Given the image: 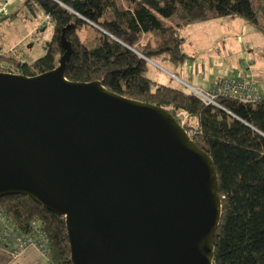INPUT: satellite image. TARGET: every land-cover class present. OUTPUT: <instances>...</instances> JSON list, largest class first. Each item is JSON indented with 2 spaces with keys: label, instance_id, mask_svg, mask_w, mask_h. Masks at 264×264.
<instances>
[{
  "label": "water",
  "instance_id": "1",
  "mask_svg": "<svg viewBox=\"0 0 264 264\" xmlns=\"http://www.w3.org/2000/svg\"><path fill=\"white\" fill-rule=\"evenodd\" d=\"M60 45L51 71L0 72V198L63 217L72 264H212L211 158L165 109L67 80Z\"/></svg>",
  "mask_w": 264,
  "mask_h": 264
},
{
  "label": "trees",
  "instance_id": "2",
  "mask_svg": "<svg viewBox=\"0 0 264 264\" xmlns=\"http://www.w3.org/2000/svg\"><path fill=\"white\" fill-rule=\"evenodd\" d=\"M122 1L21 0L27 15L50 17L52 34L35 60L1 52L0 72L33 77L55 69L64 53L63 36L71 46L67 80L99 81L175 119L178 110L186 112L183 128L193 132L192 141L208 154L217 174L221 217L212 264H264V102L220 98V108L205 106L189 92L150 79L144 59L166 58L180 66L188 58L181 31L196 23L235 17L264 34V0ZM82 29L89 30L84 38ZM0 210L22 232L38 221L49 241L50 264H72L63 217L20 195L1 197Z\"/></svg>",
  "mask_w": 264,
  "mask_h": 264
},
{
  "label": "rangeland",
  "instance_id": "3",
  "mask_svg": "<svg viewBox=\"0 0 264 264\" xmlns=\"http://www.w3.org/2000/svg\"><path fill=\"white\" fill-rule=\"evenodd\" d=\"M11 1L10 5L20 0ZM122 3L124 2L121 0ZM7 15L0 18V48L11 50L16 57L25 61L35 60L44 55L45 42L52 34L51 25L46 17L39 14L33 18L24 12L16 17ZM232 19L225 22L226 24L222 22L223 20H217L185 27L181 33L185 37L183 52L188 58L178 67L163 60L149 61L146 75L152 80L158 78L164 85L189 92L181 82L187 74L192 76L193 80L201 76L205 79L230 76L234 74L233 68H236L239 62L243 65L249 54L252 60L263 63L264 34L239 18ZM82 30L80 35L84 38L89 30ZM238 37L242 38L246 45L253 42L256 47H249L250 51L241 52ZM227 56L231 58V64L226 62Z\"/></svg>",
  "mask_w": 264,
  "mask_h": 264
},
{
  "label": "built area",
  "instance_id": "4",
  "mask_svg": "<svg viewBox=\"0 0 264 264\" xmlns=\"http://www.w3.org/2000/svg\"><path fill=\"white\" fill-rule=\"evenodd\" d=\"M11 0H6L0 6V18L7 15V7ZM50 22V17L46 16ZM43 26V25H42ZM5 53L0 49V53ZM10 73V72H7ZM257 76L250 71L241 75H231L218 79L207 89L187 86L189 93L198 98L205 106L220 108L218 99L228 98L242 103L264 102V91L260 90L255 83ZM186 87V86H185ZM176 120L183 127L187 122L186 112L178 110ZM190 139L193 132L186 131ZM0 248L6 250L12 258L18 257L25 249H34L43 264H50V247L43 226L38 221H32L30 228L22 232L0 210Z\"/></svg>",
  "mask_w": 264,
  "mask_h": 264
},
{
  "label": "crops",
  "instance_id": "5",
  "mask_svg": "<svg viewBox=\"0 0 264 264\" xmlns=\"http://www.w3.org/2000/svg\"><path fill=\"white\" fill-rule=\"evenodd\" d=\"M5 1L6 0H0V6ZM11 2H10V4H11ZM10 4L8 5V8H7V12H8L7 16L8 17L10 15H11L10 17H16L21 12H24L23 8H22L21 0L16 2V3H13L12 5H10ZM217 20H223L222 22H224V24H226L225 22H228V21L233 20V19L231 17H229V18L216 19V20H212L209 22H214V21L216 22ZM238 38H239V47H240L241 52L245 53L247 51H250L248 49L249 47H251V48L256 47L253 42H249L248 45H246V43H244L242 38H240V37H238ZM184 44H185V41H184ZM184 44H183V47H184ZM1 50L4 52H11V50H5L4 48H2ZM246 57L247 58H245L243 65H242V62H239V65L238 66L236 65V68H233L234 71L232 73H234V74H232V75H241L247 71L253 72L257 76V79L255 80L256 86L260 90L264 91V62L258 63L255 60H252L251 54H249ZM158 60H163V62L170 63L166 58H159ZM231 61H232L231 58H229L227 56L226 62L228 64H231L232 63ZM175 67H178V66H175ZM197 78H198L197 80H193L192 76L187 74L186 77L181 80V82L186 87L190 86V87H195V88L207 89L212 85V83L216 82L218 79H221L223 77H218V78L209 77V78L205 79L204 76H201V77H197ZM154 81L162 84V82L160 80H158V78H157V80H154ZM174 88H176V87H174ZM0 264H43V262L41 259H39L38 254L34 249H30V248L25 249L21 252V254L18 257L12 258L10 253H8L6 250L0 248Z\"/></svg>",
  "mask_w": 264,
  "mask_h": 264
}]
</instances>
